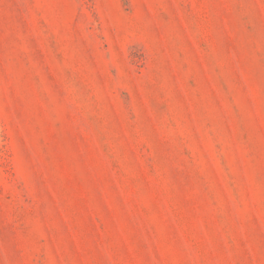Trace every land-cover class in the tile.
Segmentation results:
<instances>
[{
  "label": "rangeland",
  "instance_id": "374dc122",
  "mask_svg": "<svg viewBox=\"0 0 264 264\" xmlns=\"http://www.w3.org/2000/svg\"><path fill=\"white\" fill-rule=\"evenodd\" d=\"M0 264H264V0H0Z\"/></svg>",
  "mask_w": 264,
  "mask_h": 264
}]
</instances>
